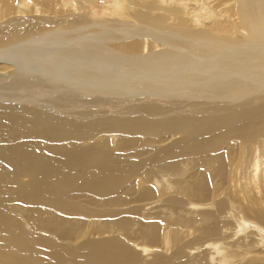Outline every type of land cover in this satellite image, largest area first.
<instances>
[{
    "label": "bare ground",
    "instance_id": "1",
    "mask_svg": "<svg viewBox=\"0 0 264 264\" xmlns=\"http://www.w3.org/2000/svg\"><path fill=\"white\" fill-rule=\"evenodd\" d=\"M0 264H264V0H0Z\"/></svg>",
    "mask_w": 264,
    "mask_h": 264
},
{
    "label": "rangeland",
    "instance_id": "2",
    "mask_svg": "<svg viewBox=\"0 0 264 264\" xmlns=\"http://www.w3.org/2000/svg\"><path fill=\"white\" fill-rule=\"evenodd\" d=\"M256 4V3H255ZM104 5V3L103 2H101V1H99V3H98V7H97V9H96V12L98 13V14H101L102 13V6Z\"/></svg>",
    "mask_w": 264,
    "mask_h": 264
}]
</instances>
